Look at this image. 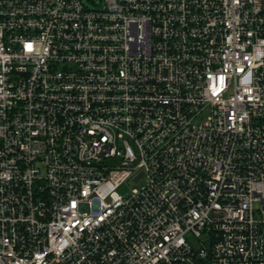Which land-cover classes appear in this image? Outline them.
<instances>
[{
	"label": "built area",
	"instance_id": "2783aa9c",
	"mask_svg": "<svg viewBox=\"0 0 264 264\" xmlns=\"http://www.w3.org/2000/svg\"><path fill=\"white\" fill-rule=\"evenodd\" d=\"M102 2L0 0V264H264V0Z\"/></svg>",
	"mask_w": 264,
	"mask_h": 264
},
{
	"label": "rangeland",
	"instance_id": "374dc122",
	"mask_svg": "<svg viewBox=\"0 0 264 264\" xmlns=\"http://www.w3.org/2000/svg\"><path fill=\"white\" fill-rule=\"evenodd\" d=\"M83 2L85 6L90 9L100 8L103 6L102 0H83ZM137 181H139V179ZM141 185L142 183L140 182H138L137 184H132L131 181H129L120 189V192L122 194H126L130 191L131 188H139ZM193 242L196 243V240L193 239Z\"/></svg>",
	"mask_w": 264,
	"mask_h": 264
}]
</instances>
